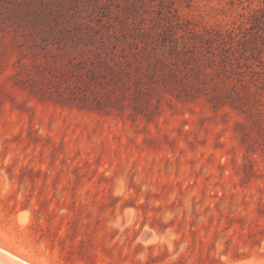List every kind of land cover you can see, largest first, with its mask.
<instances>
[{
	"label": "rangeland",
	"instance_id": "1",
	"mask_svg": "<svg viewBox=\"0 0 264 264\" xmlns=\"http://www.w3.org/2000/svg\"><path fill=\"white\" fill-rule=\"evenodd\" d=\"M81 245L264 264V0H0V247Z\"/></svg>",
	"mask_w": 264,
	"mask_h": 264
},
{
	"label": "bare ground",
	"instance_id": "2",
	"mask_svg": "<svg viewBox=\"0 0 264 264\" xmlns=\"http://www.w3.org/2000/svg\"><path fill=\"white\" fill-rule=\"evenodd\" d=\"M0 264H29L20 258L15 256L13 253H9L0 247ZM237 264H246V263H237Z\"/></svg>",
	"mask_w": 264,
	"mask_h": 264
},
{
	"label": "trees",
	"instance_id": "3",
	"mask_svg": "<svg viewBox=\"0 0 264 264\" xmlns=\"http://www.w3.org/2000/svg\"><path fill=\"white\" fill-rule=\"evenodd\" d=\"M76 251H78V254H80L81 259L84 261L85 264H95V259L94 257L88 253L89 251H87L82 245L79 247V249H75L74 247L71 248L69 250V252L74 253ZM151 261H153V258H150ZM149 264V263H146Z\"/></svg>",
	"mask_w": 264,
	"mask_h": 264
}]
</instances>
